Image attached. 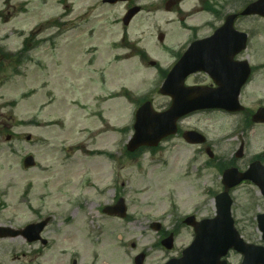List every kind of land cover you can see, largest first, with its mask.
Masks as SVG:
<instances>
[{"label": "rangeland", "instance_id": "obj_1", "mask_svg": "<svg viewBox=\"0 0 264 264\" xmlns=\"http://www.w3.org/2000/svg\"><path fill=\"white\" fill-rule=\"evenodd\" d=\"M125 11L124 3L108 6L102 0H0V45L14 54L27 34H34L31 60L21 62L17 72L13 57L0 58L6 64V73L0 74V225L21 227L50 214L47 234L54 239L51 251L33 261L21 255L20 238L0 239V264L39 259L44 264H73L74 259L77 264H134L135 254L145 247L150 254L145 264H163L191 242L193 231L181 222L174 250L168 251L153 245L158 234L152 219L162 217L163 225L173 228L188 214L214 216L222 179L217 157L240 165L262 152L264 124L246 134L242 115L208 113L182 124L184 130L199 129L206 144L175 136L153 153L127 156L138 108L133 96L152 98L158 109L169 103L158 91L157 65L170 67L174 58L158 35L166 34L172 46L182 33L175 11L145 12L129 26L122 22ZM237 24L258 29L245 57L253 65L264 64V19L249 16ZM260 72L256 76L262 79L255 78L244 97L249 102L248 96L264 95V69ZM14 100L15 108L9 106ZM3 124L14 125L10 141ZM241 143L247 158L236 159ZM208 147L217 154L209 166ZM30 154L37 163L26 168ZM101 187L107 191L94 195ZM84 193L90 197L82 198ZM119 194L127 200L128 220L100 210V204L113 203ZM235 197L238 227L247 240L261 242L256 216L264 211V197L253 185L239 187ZM101 223L103 243L88 234L99 235ZM231 260L237 264L240 258Z\"/></svg>", "mask_w": 264, "mask_h": 264}, {"label": "water", "instance_id": "obj_2", "mask_svg": "<svg viewBox=\"0 0 264 264\" xmlns=\"http://www.w3.org/2000/svg\"><path fill=\"white\" fill-rule=\"evenodd\" d=\"M132 12H130V14H128L125 18L126 21L129 19ZM255 12L264 13V10L259 9L254 3L250 5L247 13ZM226 27L232 28L233 22H228ZM223 28L220 31H222ZM233 51L235 52L237 50ZM229 54L233 57L234 53L232 52ZM216 58L221 59L222 57L221 55H217ZM215 62L216 68L222 67V62ZM241 65L245 68L247 78L249 75V67L245 62ZM181 69L182 67L179 65L174 67L161 89L163 94L171 95L173 98V102L169 109L158 112L150 103L144 104L139 109L135 123L136 133L128 145L130 150H133L141 145H157L163 137L174 134L177 131L178 119L189 111L197 108H206L209 107L210 104L215 106L223 105L225 107H236L239 90L242 85V81H245V78L240 81H235L232 77L225 83V89L221 83L220 90L212 91L203 89L202 87H186L183 82L186 75L185 73L182 74L184 69ZM196 69H200V67L195 66L193 71ZM203 69L209 70L210 66L204 67ZM231 84H235L236 88H234ZM228 85H231L229 90L232 92L234 91L230 98H227V96L224 97L226 86ZM195 134L196 133L194 132H189L186 136L193 138L194 140L192 141H195V139L199 138V136ZM30 164H33L32 157L27 159V165ZM237 174H235V177H232L234 173H231V171H228L225 174L224 182L227 187L234 186L241 180L243 175L238 176ZM229 177L235 179L236 181H233ZM245 177H252L253 180L259 184L264 193V175L261 177H255V175ZM217 206L218 217L214 220L206 222L207 224L204 226H202V223L196 224L193 222L197 232L196 241L185 251L184 256L181 259H174L167 264H220V262H218L220 255L226 253L227 250L233 246L237 250L244 252L249 256L251 260H247L248 264H251V261L253 263L261 262L264 264V254L259 250L255 252V250L250 246L244 244L234 230L233 220L230 213L231 199L228 196V191H225L217 197ZM105 212L125 216L126 208L124 207L123 200L119 201L116 206L106 207ZM43 226L44 223L40 225L39 229H42ZM5 234L16 235V232L12 229H6ZM171 241L172 237H170L166 243L169 247L171 246ZM255 256L256 258H254ZM142 258L143 255L139 257V264L142 263ZM221 264L225 263L223 262Z\"/></svg>", "mask_w": 264, "mask_h": 264}, {"label": "flooded vegetation", "instance_id": "obj_3", "mask_svg": "<svg viewBox=\"0 0 264 264\" xmlns=\"http://www.w3.org/2000/svg\"><path fill=\"white\" fill-rule=\"evenodd\" d=\"M122 3L125 4L126 10L135 6H140L142 11H140L139 14H141L142 12H146L151 16H157L158 14H160V12H176V14L178 15L177 18L180 22V33H182V35L175 42V44H173L175 47L168 46V44L166 43L167 40L163 42V44L165 45V51H168L171 56L175 58V60L179 59L194 41L211 38L214 35L215 30L225 22L226 18L230 14H240L241 10L246 6L245 0H128L127 2ZM136 17L133 20H135ZM240 18L241 17L238 16V21L240 20ZM262 67V65H257V68L255 69L257 75L258 73H261L260 71H262ZM198 76L201 77L198 78ZM193 77V82H190L189 80V83H191L192 85H213V81L206 74L192 75L190 79ZM256 79L261 80L262 77H256ZM262 86L263 82H261L260 84L261 88ZM247 94L248 92L244 91L242 97V104L244 108L241 112L238 113L244 118L245 126H243V133L246 132V134L248 133L249 128L255 125L264 124L263 122L254 121L256 112L264 107V95L253 98H250L248 96L250 100L249 102L244 98L245 96H247ZM213 112L227 116L237 114L230 113L225 110L208 109L194 112L191 114V116ZM248 136L250 138V134ZM245 146L246 145H244L243 143V158H247L248 153V149L245 152ZM236 157V159H242L237 156V152ZM256 157L259 158L255 159H259L264 162V150L263 152L257 154ZM250 163L251 162H249L248 164H244L242 159L240 165H238L236 162H231L230 165L228 164V167H230L231 165L237 166L239 167V170L243 171L248 168ZM166 235L167 231H163L160 234V239L164 238ZM19 238L25 243H30V245L35 249L32 253L35 257L38 256L37 254L39 253H44L49 247L50 239L44 233L43 235L41 234L40 237H36L34 241H30L28 237L25 236H19Z\"/></svg>", "mask_w": 264, "mask_h": 264}, {"label": "trees", "instance_id": "obj_4", "mask_svg": "<svg viewBox=\"0 0 264 264\" xmlns=\"http://www.w3.org/2000/svg\"><path fill=\"white\" fill-rule=\"evenodd\" d=\"M17 59H19V58H17ZM2 65H3V64H2ZM1 68H3V67L1 66L0 69H1Z\"/></svg>", "mask_w": 264, "mask_h": 264}]
</instances>
